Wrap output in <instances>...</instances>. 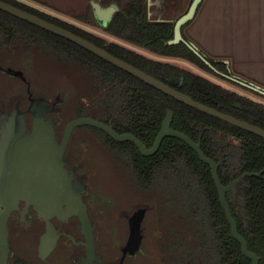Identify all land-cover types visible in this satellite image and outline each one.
Returning a JSON list of instances; mask_svg holds the SVG:
<instances>
[{"label": "flooded vegetation", "instance_id": "af4514ba", "mask_svg": "<svg viewBox=\"0 0 264 264\" xmlns=\"http://www.w3.org/2000/svg\"><path fill=\"white\" fill-rule=\"evenodd\" d=\"M16 1L24 6L21 10L35 15L74 34L75 36H78L79 38L124 62L126 61L117 56L114 52L118 51L121 53V49H125L133 53L143 55L156 62L175 64L187 71L190 70L194 74L202 76L223 88L264 104L263 96L239 85L235 80H231V77L237 76L249 81L247 77L237 74V72L231 69L225 62L220 60L221 58L212 56L214 60L222 61L226 65L227 74L218 71L215 67H213V65L209 66L206 64L215 72V74H212L208 70H205L196 64L190 63L183 58L158 55L111 34L108 31V26L115 14L105 25L103 21H100L95 16L94 13V4H99L103 9L110 8L114 5H106L105 0H89L86 11L82 14L80 13V16L77 17L61 13V10L55 9L53 5L45 0ZM204 1L205 0L201 2L197 14L199 13ZM118 11L119 10L116 12ZM195 18L190 24L188 23V26H186V24V27H182L183 39L188 42L193 41L203 52L207 53L205 49L194 41L188 34V29L194 22ZM10 23L12 25L16 24L19 30L15 33H0L1 79L7 80L13 78L7 74V70H16L13 67L12 57L17 52L21 51L33 52L34 54L47 60H55L60 63L68 62L77 66L79 65L82 67L81 70L84 71L83 75L88 78L90 90L88 93L80 96V100L74 109V116L66 121H60L59 118H55L53 115L57 113H51L46 117V120L55 121L58 143H61L67 125L72 121L77 119H93L107 126H111L113 131L119 136L131 135L135 137L143 145L145 152L141 151L140 147L135 142L131 140L118 141L104 130L93 125L83 124L77 126L73 130L64 156V159L67 162L65 168L68 171V175L73 178V180L66 182L65 185L73 188L71 193L74 196V202L80 201L85 205L86 213H83V215H87L90 221V226L86 227L82 223L80 217L74 213L77 211V207L73 209L74 212L71 213L72 215H68L66 206L64 207L66 212H64V214L60 217L56 213H48V215L51 216V223L56 230L58 242L54 251L47 256L45 260H43L39 257L38 250L40 239L46 232V223L39 218V215L33 206L26 207V202H20V211L13 212L10 218V246L12 253L9 258V263L32 264L33 262H30L24 254L17 253L14 250V242L18 239L21 228L23 229L21 234L25 232L27 236L31 235V231L34 232V239L29 243L31 244L33 258L38 262L37 264H84V259L87 257L86 235L90 233L94 238L95 255L101 260H95L92 264H134L138 263L139 259L140 261L141 259H144V262L138 264H212L217 262L213 254L208 253L206 246L204 245L208 242L205 235L212 236L214 233V230L212 229L213 227L211 226V221L214 218L210 207L211 202L207 199L208 191L206 189V185L204 181L201 180L196 170L189 166L188 159L181 157L182 152H175V150L171 148V142H167L166 150L161 149L162 145L166 139H177L190 148L197 155L200 162L209 168L217 191L220 206L231 228L225 209L221 203L220 192L214 180L211 165L205 163L201 159L198 152L192 148L189 143L173 136H166L158 149L153 153H149L155 146L156 140L162 131L163 124L166 121L169 112L173 115L170 128L173 131L186 136L192 143L200 144V149L205 158L213 161L218 166V177L224 188L229 187L240 177L244 176V178L236 184L235 191L233 189H229L225 192V200L234 219L235 217L233 215L232 205L235 206L237 203L239 186L247 178L262 177L264 175V169L257 173L244 172L227 184H224L220 178V170L225 165L228 155H230L231 160L234 162L237 161V155L239 152L238 140L234 137L225 139L226 141H223L224 144L220 143V146L217 148V138L214 137L212 147L214 153L212 154L213 156H209L205 154L202 147L205 129L203 128L201 130L197 141L191 139L187 134L173 128L174 112L171 110L167 112L166 118L162 122L161 129L152 143H148L150 140H144L142 137L127 131L130 128L131 118L130 113H128V111H124V109L131 106L130 102L126 99L123 88H121V79L116 82L115 79L110 81L113 75L119 74V70H124L119 69L82 46L28 22L16 23L11 21ZM173 33L174 39L175 26ZM170 41L168 42L169 45H179L181 43L185 44L184 42L170 44ZM181 63L186 65H182ZM187 63L192 65V67L188 66ZM128 64L131 65L130 63ZM109 65L115 69L112 70L109 68ZM128 74L131 75L130 73ZM205 74L213 76L214 79ZM133 77L136 78L135 76ZM155 79L163 82L158 78ZM183 80L184 78L182 77L180 86H182ZM169 81V84L165 82L163 83L183 93L181 90L173 86L174 79H170ZM222 82H225L226 84L224 85ZM24 83L28 93L31 88V84L27 78ZM45 99L50 106V110H59L58 114L61 113V106L63 104L61 100L60 103H56V100L52 102L48 98ZM18 102L20 103V108L26 111L30 105L29 95H25L24 99L16 101H9V93L5 98L0 95V117L3 113L10 115ZM26 120L30 125L31 115L29 113L26 115ZM79 130H81V132L76 133V131ZM219 137H221V135H219ZM175 154H177L176 159L174 158ZM121 177L125 181L123 182L126 184L129 193L134 196L135 204L131 206L129 211H125L122 214L121 210H119V213L117 214L111 213L113 218H116V216L123 218L122 220L125 221V229L123 237L108 242V245L106 246V242H102L101 240V238H104L106 235V218L110 215V209L114 206V204L119 205L121 209V194H119L120 196L118 197L117 194L113 193L110 189L116 187L119 188L121 192ZM106 186L111 188L108 189ZM105 188L108 191H106ZM80 208L82 210V207ZM139 210L145 211V217L141 226L143 239L140 250L131 256L129 252L125 254L124 249L131 233L129 223L130 218ZM154 210L155 212H153ZM149 215H154L155 218L152 220L151 234L146 236L144 224ZM23 218L24 222H21ZM206 226H209L210 229ZM113 230L111 231L112 234L114 233ZM146 238L150 241L149 249H146L144 246ZM105 250L106 252H109L107 254L110 257L105 253ZM122 259L124 260L122 261Z\"/></svg>", "mask_w": 264, "mask_h": 264}, {"label": "trees", "instance_id": "16d2710c", "mask_svg": "<svg viewBox=\"0 0 264 264\" xmlns=\"http://www.w3.org/2000/svg\"><path fill=\"white\" fill-rule=\"evenodd\" d=\"M1 1L20 9L24 8L16 0ZM105 1L106 5H117L119 10L108 26V31L111 34L155 54L183 58L215 74L185 44H168L173 39L175 23L149 22L146 14V0ZM11 21L26 23L0 11L1 34L15 33L19 30L16 24L10 23ZM117 52L114 53L126 62L165 83L169 84V80L174 79L173 86L196 101L264 129V104L223 88L175 64L156 62L125 49H121V53ZM207 56V60L213 67L227 74L226 65L222 61H216L208 54ZM109 68L115 69L111 65ZM118 73L113 75L114 77L112 76L110 81L115 79L116 82L121 79V88H123L126 99L130 102L131 106L124 109L130 113L131 118L130 128L127 131L144 140H150L148 143H152L161 129L167 112L171 110L174 112L173 128L187 134L191 139L197 141L201 130L205 129L202 147L205 154L209 156L214 153L212 148L214 137L217 138V148L220 143L224 144L225 139L234 137L238 140L237 161L234 162L228 155L225 165L220 170V178L224 184L244 172L257 173L264 169L263 138L180 103L124 71L119 70ZM182 77L184 80L180 86ZM167 142H171V148L175 152H182L181 157L188 159L189 166L196 170L206 185L207 199L211 202L210 207L213 212L214 219L211 221V226L214 233L212 236L205 235L208 242L204 245L208 253H212L217 261L212 264H251V261L243 255L241 245L231 234V228L220 206L209 168L200 162L190 148L177 139H166L162 150H166ZM174 158H177V154ZM232 211L238 224L239 233L246 240L249 250L259 257L260 264H264V175L259 178L245 179L239 186L238 200L235 206L232 205ZM206 227L210 229L209 226Z\"/></svg>", "mask_w": 264, "mask_h": 264}, {"label": "water", "instance_id": "95a60500", "mask_svg": "<svg viewBox=\"0 0 264 264\" xmlns=\"http://www.w3.org/2000/svg\"><path fill=\"white\" fill-rule=\"evenodd\" d=\"M202 1L203 0H146V14L149 22L175 23V36L174 39L170 41V44L184 42L191 51L200 57L207 65L211 66L210 62L207 60V53L203 52L193 41L188 42L184 40L182 36V27L195 18ZM117 10V5L103 9L99 4H94L95 16L100 21H103L105 25L112 19ZM0 11L74 42L119 69L130 73L143 82L172 96L179 102L264 139L263 128L199 103L190 96L171 88L154 77L66 30L1 0ZM7 74L13 78L26 82L25 73L20 70L16 71L9 69L7 70ZM231 80H235L239 85L264 97V87L237 76L231 77ZM25 95H29L30 101V105L26 111L20 108V103L18 102L10 115L3 113L0 117V264H10L9 258L12 250L10 246L9 224L12 213L20 211V202H26V207L33 206L39 218L46 223V232L40 239L38 250L39 257L43 260L54 251L58 242L56 230L51 223V216H49L48 213L53 212L60 217L66 212L64 210L66 206L68 215H72L71 213L74 212L73 209L77 207V211L74 213L80 217L82 223L86 227L90 226L87 215H83V213H86L85 205L80 201L74 202V196L71 193L73 188L65 185L66 182L73 180V178L68 175V171L65 168L67 162L64 156L73 130L77 126L83 124L93 125L104 130L118 141L131 140L135 142L140 147L141 151L145 152V148L135 137L131 135L119 136L113 131L111 126H107L93 119H77L72 121L67 125L61 143H58L55 121L46 120V117L51 113H57L53 115L57 118L59 110H50V106L46 102V99L43 97H35L31 90H29L28 93L26 91ZM55 100L57 101L56 103H60L61 98L57 97ZM27 113L31 115L30 125L26 120ZM172 117V113L169 112L163 124L162 131L156 140L155 146L149 153L156 151L166 136H173L189 143L191 147L198 152L201 159L205 163L211 165L213 177L220 192L221 203L231 225L232 235L241 244L244 256L251 260L252 264H259V258L249 251L247 242L239 234L237 223L232 217L225 200V192L229 189L235 191L236 184L241 181L244 176L240 177L229 187L224 188L218 177V166L213 161L205 158L200 149V144L192 143L186 136L170 128ZM80 207H82V210ZM144 217L145 211L139 210L130 218L131 233L124 249L125 254L129 252L132 256L140 250L143 239L141 226ZM21 222H24V218ZM86 239L87 257L84 259V264H92L95 260L101 261L100 258L95 255L93 235L91 233L86 235ZM123 260L124 259H122V261Z\"/></svg>", "mask_w": 264, "mask_h": 264}, {"label": "rangeland", "instance_id": "374dc122", "mask_svg": "<svg viewBox=\"0 0 264 264\" xmlns=\"http://www.w3.org/2000/svg\"><path fill=\"white\" fill-rule=\"evenodd\" d=\"M48 1L51 5L55 7V9L61 10V13H65L66 15L72 16H80V13H84L87 8V4L89 0H45ZM94 3V2H92ZM180 14V13H179ZM83 16V15H82ZM13 67L16 70L23 71L25 73L26 78L31 84V92L36 97L48 98L51 101H54L57 97L61 98L62 111L58 114L57 118L60 121L69 120L72 116H74V109L77 103L80 100V96L88 93L90 90V83L88 82V78L83 75L84 71L81 70L82 67L79 65H75L73 63H60L55 60H47L43 59L39 55L34 54L33 52L21 51L17 52L12 57ZM182 65L184 63H181ZM186 65V64H184ZM188 66L192 67V65L188 64ZM194 68V66H193ZM84 69V68H83ZM195 69V68H194ZM214 79L213 76L205 74ZM216 79V78H215ZM224 85L225 82H222ZM9 93V101H16L24 99L26 94V85L25 83L17 78L11 79H1L0 78V95L5 98ZM81 132V130L76 131V133ZM124 180L121 177V192L119 188L113 187L109 188L113 193L117 194L119 197L121 194V209L119 205H115L110 209V215L107 216L105 222V232L106 235L104 238H101L102 242H106V246L108 242L114 241L123 237L125 224L121 218L116 216V218L111 216V213H119L121 210V214L125 211H129L131 206L135 204V199L132 194L129 193L126 184L123 182ZM106 191H108L105 188ZM130 194V195H129ZM137 200V199H136ZM142 201V200H141ZM155 212V210L153 211ZM155 215V214H154ZM154 215H149L144 224L146 236H149L152 230V220L155 218ZM122 216V215H121ZM154 225V223H153ZM114 229V230H113ZM114 231L112 234L111 231ZM23 229L21 228V232ZM19 232L18 239L14 242V250L17 253L24 254L27 259L32 262V264H37L38 262L34 260L33 254L31 252V244L29 243L34 239V232L31 231V235L27 236L25 232L21 234ZM109 235H108V234ZM23 236V237H22ZM149 239L146 238L144 242V246L146 249H149ZM105 246V248H106ZM105 253H109L108 251ZM108 255V254H107ZM109 256V255H108ZM110 257V256H109ZM144 259L138 260V263H143ZM134 263V264H138Z\"/></svg>", "mask_w": 264, "mask_h": 264}, {"label": "crops", "instance_id": "0c3cea01", "mask_svg": "<svg viewBox=\"0 0 264 264\" xmlns=\"http://www.w3.org/2000/svg\"><path fill=\"white\" fill-rule=\"evenodd\" d=\"M188 34L237 74L264 86V0H205Z\"/></svg>", "mask_w": 264, "mask_h": 264}]
</instances>
